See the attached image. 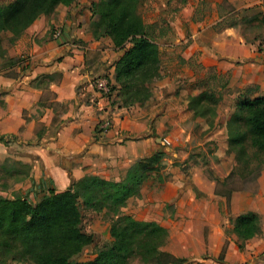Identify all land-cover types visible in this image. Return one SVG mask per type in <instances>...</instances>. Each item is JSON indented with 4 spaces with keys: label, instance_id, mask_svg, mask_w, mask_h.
Returning <instances> with one entry per match:
<instances>
[{
    "label": "crops",
    "instance_id": "1",
    "mask_svg": "<svg viewBox=\"0 0 264 264\" xmlns=\"http://www.w3.org/2000/svg\"><path fill=\"white\" fill-rule=\"evenodd\" d=\"M223 1L212 0L210 13L197 16L205 0H186L174 21L175 39L164 44L186 42L181 62L196 55L205 68L229 73L227 87L234 90L225 98L226 115L237 96L235 90L255 84L259 88L255 97L264 96V43L248 41L227 22L230 14L220 12ZM54 29L62 35L54 36ZM123 53L109 37L95 38L74 12L62 6L40 15L24 31L9 51L11 57L20 56L21 64L0 72V141L10 144L6 155L18 151V159L31 165L29 177L16 186V193L38 202L50 194V187L63 192L87 177L122 181L137 160L169 150L161 142L168 137L179 145L171 153L180 163L169 168L163 185L155 177L145 180L127 199L125 212L166 227L164 249L187 258L189 264H264V169L258 192H234L228 208L207 167L195 163L183 148L185 133L176 136L170 130L190 115L187 107L180 112L171 108L183 81L165 76L156 83L157 100L150 107L125 105L116 78ZM103 74L116 87L110 98L94 85ZM45 77L46 86L34 85L35 79ZM46 92L52 97L47 98ZM160 101L167 103L164 111ZM39 125H43L41 135ZM249 212L260 216L261 232L240 248L236 235L227 233L228 223L231 217Z\"/></svg>",
    "mask_w": 264,
    "mask_h": 264
},
{
    "label": "trees",
    "instance_id": "2",
    "mask_svg": "<svg viewBox=\"0 0 264 264\" xmlns=\"http://www.w3.org/2000/svg\"><path fill=\"white\" fill-rule=\"evenodd\" d=\"M70 1L12 0L7 4L0 3V36L9 32L13 35L11 40L15 41L40 15L53 12L60 3ZM106 1L100 10L99 23L95 22L103 30L95 38L108 36L117 48L124 50L117 62L116 78L121 84L118 95L125 105H130L133 93L150 90L140 86L139 82L138 86L133 84L137 77L135 73L146 63L149 54L158 51L156 36H150L138 14L140 0ZM93 6L97 4L94 2ZM4 52L0 44V54ZM228 80L226 77L223 86ZM110 82L113 93L116 87L112 78ZM186 97L192 118L175 125L177 131H173L186 130L188 151L193 152L197 145L192 130L197 125L196 120L207 118L211 126L227 122L229 150L226 157L219 159L216 156L214 142H209L210 151L201 155L216 181L217 194L227 198L229 208L234 192L257 190L264 169V96L251 97L241 91L235 98L230 120L220 109L222 94L206 89L199 95L188 93ZM177 148L175 144L169 150H158L137 160L122 181L87 177L63 192L50 187V194L38 202L22 196L8 199L0 195V264H125L132 256L140 257L146 264H187V258L177 257L164 249L169 235L166 227L155 221L139 220L123 210L112 226V243L92 260H73L87 241L95 242V234L83 227L85 209L124 208L127 199L137 194L141 184L151 177H158L163 185L169 168L179 161L171 153ZM260 232L261 219L254 212L231 218L227 228L228 234L236 235L240 248Z\"/></svg>",
    "mask_w": 264,
    "mask_h": 264
},
{
    "label": "rangeland",
    "instance_id": "3",
    "mask_svg": "<svg viewBox=\"0 0 264 264\" xmlns=\"http://www.w3.org/2000/svg\"><path fill=\"white\" fill-rule=\"evenodd\" d=\"M10 1L12 0H0V3L7 4ZM185 1L186 0H140L138 5V14L144 22L145 28L149 32L150 36H156L155 42L157 44L158 51L150 53L146 63H144L142 67L139 68V71L135 73L137 77L135 79L136 82L133 85L138 86L139 82L141 84L140 86H147V89L150 88V93L144 89H142L139 93H133L131 95V100H129V102H131L130 106L133 107L138 105L140 103L139 100H141L143 103L141 104L142 106L150 107L151 103L157 100V97H155L153 92L156 88V83L165 76H171L176 82H179V80L183 81L182 83H178V89L171 99V108L173 111L180 112L187 107L190 112L187 119H191L192 111L186 94L190 93L193 95H199L207 89L208 91L222 94L223 98L220 104V109L224 114L225 109L228 108L225 98L232 95L234 90L231 88L229 89L227 87L228 85L223 86V82L226 77H229V84V73H219L216 68L212 67L205 68L197 62L196 55L190 58L187 62H181L180 51L186 45V42L173 47H168L167 45L165 46L166 43H171L175 39L174 21L176 20V16L179 14V10ZM244 1L245 0H243V2L239 0H224L220 5V12L230 14L227 22L236 25L248 41H261V44H263L264 14L263 12L256 10L260 7L264 9V2L248 4ZM94 2L97 4L96 7L93 6ZM106 3V0H72L68 3H60L57 7L62 6L63 10H66L70 14L74 12L76 19L78 18L80 22V25H86L88 31H90L94 37H98V32L102 31L103 27L97 26L95 22L99 23L101 17L100 10ZM211 5L212 0H205L197 16L210 13ZM57 7L53 12L57 10ZM54 31V36H56L58 32L62 35V31L60 29H54ZM23 33L17 37L15 41L11 40L13 35L9 32L3 33L0 36V44L5 49L4 54H0V72L16 64H21L20 56L11 57L9 55V51L16 45ZM223 74H225V76ZM47 82H49V79L46 77L35 79L34 85L46 86ZM151 88H153L152 92ZM258 89V85L253 84L244 89L235 90L234 92L236 95H239L241 91L247 92L251 97H255V93ZM45 96L47 98L52 97L50 92H46ZM160 102V106L163 107V105H165L162 110L164 111L167 107V103L163 101ZM234 103L235 99L229 113L225 115L227 120H230V117L234 113ZM196 121L197 125L192 130L195 138L197 139V145L195 146L193 152L188 151L185 144L187 136L186 130L182 129L176 133L175 131H177V129H174L175 125L171 126L170 130L176 136L181 133H185V135H183V148L190 153V157L193 158L194 162L198 163V165H201V163L205 165L204 158L201 154H207L210 151L211 148L208 146L209 142H214L216 144V156L219 159H224L229 150V131L227 122L225 121L222 124L211 126L207 118H200ZM42 132L43 125H39L38 134L41 135ZM9 145L8 141H0V195L8 199H14L15 196H21L16 193L15 188L18 184L25 181V179L29 177L31 165L30 163H25L21 159H18L17 155L20 153L18 151H15L13 155H6V150H8L7 148ZM174 145L175 142L173 139H171V145H165L162 143V146L164 147H173ZM177 163H180V161H177ZM206 167V172L209 174V177H212L209 172V167ZM155 179L161 184L158 177H155ZM258 190L259 189L253 191L252 193H256ZM224 206L225 205H223V208H225ZM121 210L125 211V207L114 208L104 206L93 210L85 209V215L82 220L83 227L89 233L95 234V242L87 241L74 255L73 260H92L102 249L112 243V226L114 222H116ZM229 224L230 220L228 226ZM191 262L193 263V261ZM189 263L190 262L188 260L187 264ZM125 264L146 263H144L140 257L132 256Z\"/></svg>",
    "mask_w": 264,
    "mask_h": 264
},
{
    "label": "built area",
    "instance_id": "4",
    "mask_svg": "<svg viewBox=\"0 0 264 264\" xmlns=\"http://www.w3.org/2000/svg\"><path fill=\"white\" fill-rule=\"evenodd\" d=\"M61 35L60 32L56 34L57 37ZM94 85L96 90L103 96V97H109V94L111 93V82L110 77L107 74L97 76L94 79ZM112 94V93H111ZM162 143L165 145H171V139L168 137L162 138Z\"/></svg>",
    "mask_w": 264,
    "mask_h": 264
}]
</instances>
